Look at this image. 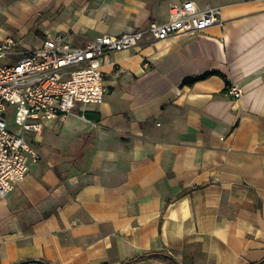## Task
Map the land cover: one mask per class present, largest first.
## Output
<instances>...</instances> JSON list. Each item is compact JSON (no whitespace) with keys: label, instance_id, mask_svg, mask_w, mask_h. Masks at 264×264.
<instances>
[{"label":"crops","instance_id":"0c3cea01","mask_svg":"<svg viewBox=\"0 0 264 264\" xmlns=\"http://www.w3.org/2000/svg\"><path fill=\"white\" fill-rule=\"evenodd\" d=\"M24 1L17 33L0 12V39L23 48L146 29L184 1L217 9L221 24L112 53L103 102L44 123L39 159L0 198V264H125L148 252L177 264L261 262L264 1ZM231 85L239 97L221 94Z\"/></svg>","mask_w":264,"mask_h":264},{"label":"built area","instance_id":"2783aa9c","mask_svg":"<svg viewBox=\"0 0 264 264\" xmlns=\"http://www.w3.org/2000/svg\"><path fill=\"white\" fill-rule=\"evenodd\" d=\"M220 24L217 9L202 10L184 1L169 8L163 23L150 22L146 29L116 36L99 35L79 47L58 37L44 39L35 48H23L10 36L0 39V198L25 178L29 162L39 159L27 134H39L45 122L64 118L76 106L103 102L101 68L112 53L137 47L145 37L164 41ZM227 93L241 95L235 85ZM8 121L13 122L9 130Z\"/></svg>","mask_w":264,"mask_h":264},{"label":"rangeland","instance_id":"374dc122","mask_svg":"<svg viewBox=\"0 0 264 264\" xmlns=\"http://www.w3.org/2000/svg\"><path fill=\"white\" fill-rule=\"evenodd\" d=\"M12 0H0V12L1 16L3 17V20L5 18H13L14 19V26L13 28L9 29L12 32L17 33L19 30H21L25 25H23L25 23V16H27L26 13V9L24 4V0H18L17 3L12 4L11 6H9L8 4L11 2ZM21 25L22 28H21ZM18 26V27H17ZM15 37V36H14ZM20 41L24 44H31V37L29 36H24L20 39ZM13 127V122L12 121H8L7 123V129H11ZM35 135L32 134H27L26 135V139L29 142V144H31V146H34L36 148L37 144H36V140L34 139Z\"/></svg>","mask_w":264,"mask_h":264},{"label":"trees","instance_id":"16d2710c","mask_svg":"<svg viewBox=\"0 0 264 264\" xmlns=\"http://www.w3.org/2000/svg\"><path fill=\"white\" fill-rule=\"evenodd\" d=\"M190 83L191 82H186L184 84L186 85ZM226 93H227V86H225L221 94H226ZM146 260H154V261H159V262H163L166 264H177L171 256L163 252H148V253H144L141 255H137L133 257L132 259H130L125 264H132L138 261H146ZM15 264H51V263L48 261L42 260V259H38V260L26 259V260L19 261ZM256 264H264V259L261 262L256 263Z\"/></svg>","mask_w":264,"mask_h":264}]
</instances>
